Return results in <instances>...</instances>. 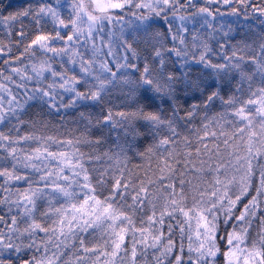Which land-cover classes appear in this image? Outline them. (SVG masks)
Returning <instances> with one entry per match:
<instances>
[{"label": "snow or ice", "instance_id": "6c2138e0", "mask_svg": "<svg viewBox=\"0 0 264 264\" xmlns=\"http://www.w3.org/2000/svg\"><path fill=\"white\" fill-rule=\"evenodd\" d=\"M238 2L242 5H247L249 0H223L224 5L230 6L232 3ZM57 5L62 7L57 0ZM188 5L195 7L193 0H185V3H180V0H73L71 5L72 11L74 13L72 19L65 23V20L60 18V14L57 10V7H53L52 4L41 3L40 6L33 11L31 5L22 10H17L13 13H10L9 16L4 17L5 21L12 20L15 21L20 17L32 16L33 20L37 25L46 17H51L54 22H58L59 25L63 26L65 29L69 27L72 28L71 34L66 37V47L55 49L48 46V42L53 39H63L60 32L57 31L56 37L53 38L51 35L38 34L34 39L31 40V43L26 46L25 50H28L32 46L39 45L40 48H46L48 51L54 53H66L70 51L68 47L73 42L80 43L81 41L84 44H87L88 41H92L93 49V58L90 60L83 59V54L79 52H74L73 55L69 56V62L76 64V57L79 56V65L80 72L84 75L78 78L76 75L70 76L65 79V73L67 71H72V69H66L65 73H58L52 69L51 65L42 66L37 68L33 65V71L36 73L37 77L43 76V73L46 70L50 71L54 78L59 77L63 83L49 84L47 88H36L33 90V94L28 97V100H39L41 103L46 102L45 98L49 102V108L56 107L55 104V92L56 88L59 87L66 92L72 93V99L69 100L67 104H61L62 108H69L76 105L79 101H100L103 94L107 91L108 86L113 85L119 81L125 85H129V95L133 98L135 102L139 98H143L149 104L153 102L157 96L160 97L161 101L164 97L173 98V107H172V116L168 119H164L160 109L156 111H144V108L147 106L141 104L136 110L130 112H118L115 115L121 118L120 121L113 119V113L111 110L103 116L102 121H97L98 124H102L104 127L111 125V128H123V135L125 138H131L127 140L128 148L132 147V142L141 135H146L142 133L137 124L140 121H144L148 125L147 134H152L154 137L159 136V130L161 128H167L171 133L169 136H163L160 138L156 144L150 145L146 151L149 153L153 152L154 148H162L166 145H174L176 143L175 137L179 136L177 131L178 121L184 119V117L176 116V107L174 102V93L175 88L178 82H182L186 90H200L204 89L201 87L202 81L199 78L193 80L189 78L188 73H183V76H179L177 72L172 69H168L169 60L168 57L174 55L179 59L180 67L183 68L188 63L186 59L188 53L182 52L179 48L175 46L177 41L178 34L173 32L172 26L169 22L167 12L171 11L172 17L175 20L180 21L179 29V43L184 44V33L188 31L186 22L192 20L195 22V16L192 15H179L178 13L186 8ZM134 8L132 11V17L134 20L128 22L129 32L128 35H125V28H121L118 36L113 33L111 30L108 31V40L105 41L102 33L105 32L107 25H114L117 23H123V16H114V12L119 10L124 12L128 8ZM253 11L258 12L260 15L264 16V7H253ZM206 13L207 15H213L206 7H201L198 9V14ZM233 15H239L238 9H232ZM163 17V22L169 24L167 33H164L160 30L155 29V25L158 23L156 18ZM87 21V35L85 36L84 29L81 27L82 24ZM205 23L207 21L205 20ZM211 27V25H209ZM171 35V40L173 42V47L166 48L164 47L163 41L167 39V35ZM21 39L25 37V33L21 31L19 33ZM99 35L100 46L98 47L95 43L96 37ZM132 37L130 41L128 36ZM113 39H118L121 43L125 52H132L133 58H136V51L132 47V43H140L143 41L145 44L149 45L154 50L152 51V61L149 63L146 59L144 63L143 70L141 71L137 64L129 63L128 57L123 58V62L113 56ZM198 39L197 35L193 34V41ZM159 45V46H157ZM103 47L108 48V56L113 57L111 63H115L116 71L110 67V61L104 60L99 62L98 67L96 66V54L101 51ZM193 47H202L203 51L200 56L196 58L197 64H204L205 67L213 69L217 74L220 72L227 73H238L240 80L236 85V90L240 91L242 89L243 83L246 80L248 82L249 89H251L252 82L256 76L260 77V84L264 85V43L259 45V49L255 52L254 55L249 57L248 62L254 66V71L252 73H245L244 69L240 62H233V58L236 61H244L243 56H237L236 52L232 53V56H224L223 59L225 63L215 64L207 59L206 53H210L212 49L209 47L208 43L202 42L201 45L193 44ZM223 50L224 45H220ZM247 47V46H245ZM2 51V49H0ZM19 59V57L17 58ZM156 61H159L156 64ZM173 65L175 61H172ZM129 69H135L139 71L138 79H132L128 76L122 75V72H127ZM13 71L19 72L20 69H13ZM27 79H32L28 76ZM89 78L95 83H89ZM234 78V77H233ZM8 79H11L9 77ZM81 80L88 84L89 89H94L91 91H78L76 85H78ZM4 86L0 85V89H3ZM219 89V84L217 85ZM7 90V89H4ZM252 95H256L257 99H249L244 101L241 106L235 109L234 115L238 117L241 121L247 122L245 127L238 128L236 133H233V138L237 134L240 135L241 141L243 142V134L248 130L254 127V122L259 121L260 126V143L256 145L254 143V138L257 137L255 131L248 132V140L246 150L241 154L240 144H230L229 139L224 140L225 150L231 147L233 151L228 155L234 156V160L224 161L221 158V152L219 145L216 146L215 152L212 149H209L208 145H204L205 154L209 156V161L216 158L217 162L213 167L212 163L201 160V167L192 169L188 168L190 163H194L190 160L192 153L190 151L185 152V159L183 161L185 171H196L204 172L205 169L203 165L208 163V169L217 173L215 179L216 185H223V192L221 193L220 189L217 187L212 191L211 196L209 197V206L204 207L206 203L205 196L207 192H199V185H193V201L194 205L191 208L185 207L186 196L184 192L185 183L191 184V180L185 181L180 179V190L177 191L176 185L174 183L163 184V181L166 179H173L175 175V168L180 164L179 160H176L175 164H169L168 161L164 160V167L160 169L161 175L153 180L149 178L146 183L142 182L139 186V190L135 191V194L132 195L131 199L133 203L128 207L135 209L136 207H141L144 204V201L147 200L149 204L153 206V215L148 217L149 228L136 229L133 225L132 217L128 215L122 207L116 206V197L124 199L130 187H133L129 182H124L122 178H116L115 183L112 186V189L108 196L103 199L99 198L97 193V188L91 184L89 176L87 175V169L84 168L83 163V154L79 152L78 149H74L73 152H60L55 153L48 150V147L36 148L32 151L31 154H25L22 158L18 156V153L21 152V149L12 147L8 149V157L12 160V168L9 169L0 165V177H4L5 183L11 181H21L27 180L28 187L23 191L19 189L15 192H11L10 189H5L6 195L3 198H0V204H9V213L12 211V206L18 210V216H11V222L7 223L4 216H0V223H5L7 231L0 229V255L7 253L13 259H19V255L24 249L36 248V251H40V244L37 243L35 237L37 232H43L47 237L46 240L41 241L44 245L43 255L37 259L36 256H31L28 259L21 260V264H62V254H61V245L67 247L69 244V237H76L78 231L87 232L89 228H99L103 225L108 224V229H105V233L108 236V239L104 241V246H110L111 252L101 251L100 255L96 257L95 264H101L103 257H108L104 264H115V259L118 257V254L121 251H124L127 254V249L125 247L126 236L129 231L133 234V242L131 247V264H137V258L139 255H144L148 249H152L154 254L152 259L155 261V264H168V261L171 257H175L171 261V264H217L221 249L217 243V240H223L224 237H220L218 233L217 226V215L216 211L219 208L221 211H226L225 215V224L230 222V217L232 216V210L236 206L237 202L241 200V197L246 196V194H251L249 188L252 185L253 178L255 175L256 167L259 162L260 157H264V86L258 87ZM219 96V90H213L207 96L204 101L207 105L214 98ZM3 98L0 97V121H5L9 118V115L15 116L16 111L12 107L15 101L13 96L9 100V107L5 109L2 103ZM237 97L231 96L228 100L223 101L224 104L229 105L235 103ZM27 103V101H25ZM257 106L255 113H253L249 106ZM23 107V105H18ZM192 111L186 113L187 117H192L195 110L197 109L196 104H192ZM81 117L84 116V113H80ZM223 115V114H221ZM18 118V117H17ZM121 121L126 122L122 123ZM91 121L89 120V123ZM207 128V125L204 126ZM111 131V129H109ZM209 135L216 137L217 133L212 132L208 133L205 131L203 137H199V140L203 141L208 138ZM220 136H226L227 134L221 132ZM21 140H40V137L33 136H24L20 137ZM51 140L52 138H48ZM185 145H187V137L183 138ZM0 141H7L9 143H17L18 141H13L10 136L5 135L3 132H0ZM99 144L101 141L97 139L95 141ZM69 145H72V141L66 142ZM4 144L0 143V148H3ZM196 154L199 156L201 150L196 149ZM107 155V153H105ZM144 155V153H140ZM167 156L169 159L173 158L174 151L168 152ZM163 159V157H162ZM49 160H59L62 167L56 170V179H52L53 170L47 167V164L42 168L40 162L49 161ZM257 163L254 164L253 161ZM0 161L7 163V158L0 157ZM73 161H75L73 163ZM23 163L25 169H32L36 173H43L39 177V181L43 182V187H32L33 181L24 175H17V165ZM75 169L79 168L80 171L84 172V181L80 191L84 194L83 201H77L76 203H71L70 207L72 210L71 219H68V209L63 205L59 208H52L49 206L48 212L43 215L55 214L59 216L58 221H54V225L58 227L45 228L40 223H37L34 218V211L37 208V202L45 197L49 198V205H51L52 200L57 196H62L66 201L77 200V193L71 190L72 185L69 183L67 187L61 183L62 180L67 183L69 177L62 173L64 169ZM234 168L237 172H243V175L239 178V193L235 196V199L231 198L229 186L237 183L236 177L233 176L232 179L227 180L225 183L219 178V173L221 171H227L228 168ZM167 172L168 175H164ZM123 170H121V174ZM185 172H181L180 175L183 176ZM80 172H74V176H79ZM104 174H101V179L98 181V184L104 183ZM78 184V181H74ZM160 183L161 189L166 192L167 189H171V193L164 195V204L163 209L159 213V218H156L155 207L156 205L152 200V193L149 191V186ZM86 190V191H85ZM200 196V200L196 201V195ZM11 196H15L16 199H10ZM264 196V166H260L259 172V185L256 187V194L251 196V200L244 205V210L240 213L239 216L235 217V220L239 224L247 222V227H240L239 230L236 229V225H233V230L227 233V248L223 251L222 255L224 258V264H264V217H261L260 223L261 228L258 233V238L253 240L251 247L247 245L248 236L251 228V220L249 217L257 216V209L260 207L258 198ZM227 200L228 207L224 208L223 201ZM211 201H215L214 203ZM182 214L186 218L188 224V254L185 257L184 255V232L185 228L183 224H180V245L179 252H176V242L171 238L172 225L168 226V236H165V233L159 229L153 231V224H164L165 217H175L176 213ZM211 216V219H209ZM83 219V223H80V220ZM196 219V232L195 240L191 235L192 226L191 220ZM21 222L25 223V227L21 228ZM65 222H67V228H65ZM111 222V223H109ZM119 222V224L117 223ZM127 226H119L125 225ZM179 223V222H178ZM136 232H139V239H136ZM26 237H32L28 244L23 243V239ZM20 241V243H17ZM81 247L85 253H95L99 250L100 246H93L92 248L84 247V241L81 240ZM52 244L55 251L49 255L48 245ZM84 257H77L74 264H78L79 261H82ZM0 264H12V260L5 261L3 258H0ZM63 264H69L68 261H64Z\"/></svg>", "mask_w": 264, "mask_h": 264}, {"label": "rangeland", "instance_id": "374dc122", "mask_svg": "<svg viewBox=\"0 0 264 264\" xmlns=\"http://www.w3.org/2000/svg\"><path fill=\"white\" fill-rule=\"evenodd\" d=\"M79 2V0H76ZM87 2V0H86ZM41 3L52 4L53 7H57V10L60 14V18L65 20V23H68L74 13L72 11L71 5L73 0H59V4L62 7L57 5V2L51 3L40 0H25L22 3H13L6 8V11L0 13V55L12 52L18 49H25L27 45L31 43V40L35 38L38 34L51 35L53 38L56 37L57 31L60 32L63 39H53L48 42V46L55 49L65 48L66 37L71 34L72 28L69 25L67 29L59 25L58 22H54L51 17L44 18L39 25L33 20L32 16L20 17L15 21L8 20L5 21L3 18L9 16L10 13H13L17 10H22L23 8L32 6L33 11H35ZM238 2H235L237 5ZM240 4V3H239ZM251 4V3H249ZM244 6V5H239ZM250 6V5H246ZM246 6H244L246 8ZM253 7H263L261 4L252 3L251 8H246L247 12L239 10V15H230L229 13H220L210 16L206 21L207 23L197 29L196 41L192 39H187L185 41L187 48L191 53L198 58L203 51L202 47H193V44L201 45L202 42L208 43L209 47L212 49L210 53H206V57L212 63L222 64L225 63L224 56H232V53L235 51L237 56H243L244 61H236L233 58V62H240L245 73H252L254 71V66L248 62L249 57L255 54L259 49V45L264 43V16L260 15L258 12L253 11ZM253 14V15H252ZM127 21V20H126ZM211 25V27H209ZM84 29L85 36L87 35V21L81 25ZM129 25H124L125 35H128ZM155 29L160 30L165 33L162 27L155 25ZM122 28V27H121ZM120 28V30H121ZM220 31L225 34L226 45L223 48V52L217 53L209 44L210 30ZM23 31L25 37L21 39L19 33ZM120 32V31H119ZM118 32V34H119ZM104 40H108V30L106 28L105 32L102 33ZM129 40H132V37L128 36ZM92 41H88L87 44H84L83 41L80 43L73 42L68 47L70 51L66 53H54L48 51L46 48H40L37 45L38 49L46 54L51 60H54L58 65V69L55 70L58 73H65L66 69H72V71H67L65 73V79L70 76L76 75L78 78L82 77L84 74L80 72L79 60L80 57L77 56L76 64L69 62V56L73 55L74 52H79L83 54V59L90 60L93 58V49ZM96 45L100 46L99 35L95 39ZM164 47L170 48L169 41L165 39L163 41ZM112 51L113 54L119 52L118 43L113 39L112 41ZM159 46V45H157ZM247 46V47H245ZM132 47L136 51V58H133L132 52H122L121 56L115 57L123 62L125 56L128 57L129 63L137 64L138 68L142 71L146 59L149 63L152 61V51L154 50L149 45L145 44L143 41L140 43L133 42ZM108 48L103 47L99 53L96 54V66L98 67L99 62H101V57L103 54L108 55ZM103 53V54H102ZM124 54V55H123ZM166 59L169 60L168 69H174L179 76H183V73H188L190 79H197L202 81L201 87L204 89L200 90H186L182 82H178L175 88L174 93V102L176 107V116L184 117L178 121L177 131L179 136L175 137L176 143L174 145H166L162 148H154L152 153L146 151L150 145H154L157 141L163 136H169L171 133L167 128H161L159 130V136H153L152 134H147L148 125L144 121H140L137 124V127L142 133L146 135H141L137 137L132 142V147L128 148L127 140L131 139L125 138L123 135V128H111V125L104 127L102 124H98L97 121H102L103 116L107 114L109 110L113 113V119L120 121L121 118L115 115L118 112H130L136 110L141 104L147 105L144 108V111H156L160 109L164 119H168L172 116V107H173V98L164 97L161 101L160 97L157 96L156 99L150 104L145 101L142 97L133 102V98L129 95V85H125L119 81V78L116 83L108 86L107 91L103 94L100 101H97L98 105L96 108H91L89 105L84 104V102L79 101L76 105L69 108H62L60 106L49 108L47 97L45 98L44 103H41L39 100H30L31 102L21 112H17L15 116L10 115L5 121H0V132H3L5 135L10 136L13 141H18L17 143H9L7 141H0L4 144V147L1 148L2 151L8 155V149L15 147L21 149V152L25 151L24 141L19 139L24 136H33L40 137V140L33 139L36 143L44 144H54L59 147H68L72 150L78 149L80 153L83 154L82 162L86 164L87 173H89L91 184L97 188V193L101 197H106L109 195L113 184L115 183L116 178H122L124 182H129L133 187H130L128 194L124 199L116 197V206L122 207L123 210L132 217L133 225L136 229L149 228L148 217L153 215V206L149 204L147 200L144 201V204L141 207H136L135 209L128 207L133 203L131 197L135 194V191L139 190V186L142 182L146 183L149 178L156 180L158 176L161 175L160 169L164 167V160L166 159L169 164H175L176 160L180 161V164L175 168V175L173 179H166L163 181V184L174 183L176 185L177 191L180 190V179L185 181L191 180V184L185 183L184 192L186 196L185 207L191 208L194 205L193 201V185H199V192H207L205 196L206 203L204 207L209 206V197L211 196L212 191L215 188H219L221 193L223 192V185H216L215 179L217 173L210 171L208 169V163H212L213 167L217 162L216 158L213 157L209 161V156L205 154L204 145L207 144L209 149H212L213 152L216 150V146L219 145L221 152V158L224 161L234 160V156H229L228 154L233 151L231 147L225 150L224 140L229 139L230 144H240L241 154L246 150L248 132L255 131L257 137L254 138V143L259 145L260 143V126L259 121L254 122V127L248 129L243 134V142L239 134L233 138V133H236V130L241 127H245L247 122L241 123L240 119L234 115L235 109L239 108L244 101L249 99L256 100L257 96L252 95V93L261 86L260 77L256 76L252 82L251 89H249L248 82L245 80L240 91L236 90V85L240 80L239 74L232 72H220L219 74L215 73L213 69L205 67L204 64H201L199 67L189 66L179 68L172 63V57L166 55ZM113 58L110 59V64L115 68V63H111ZM103 61V58H102ZM159 61H156L158 64ZM49 61H44L42 66L49 65ZM132 70V71H131ZM129 69L127 72H122V75L128 76L132 79H138L139 71L135 69ZM33 74L31 81L38 82L42 81L46 76V70L43 73V76L37 77L36 73L33 71V68L30 69ZM116 71V70H115ZM51 73V72H50ZM52 75V74H51ZM24 80L28 81L27 75L20 74ZM31 77V76H30ZM234 77V78H233ZM63 83L59 77L54 78L52 76L50 84L59 85ZM89 83H95L89 78ZM219 84V89L217 85ZM78 91H91L94 89H89L88 84L83 80L76 85ZM64 95L63 104H67L69 100L72 99L73 94L64 91L63 89L57 87L56 90ZM213 90H219V96L210 101L205 105L204 101L207 96ZM4 94H0V97L3 98ZM235 96L237 100L233 104L226 105L223 101L229 99V97ZM9 100H2L3 107L7 109L9 107ZM196 104L198 107L194 112L192 117H187L186 113L192 111L191 105ZM258 106V105H257ZM257 106H249L251 111L255 113ZM13 107V105H12ZM48 107V110L46 109ZM14 108V107H13ZM84 113V116L81 117L80 113ZM223 114V115H221ZM18 117V118H17ZM89 120L91 121L89 123ZM125 123L124 121H121ZM207 125V128L204 126ZM111 129V131L109 130ZM205 131L208 133L215 132L217 133L216 137L209 135L208 138L203 141L199 140V137H203ZM221 132L226 133V136H220ZM52 138L49 140L48 138ZM187 137V145H185L183 138ZM100 139V143L97 144L95 141ZM72 141V145L67 144V141ZM201 150V154L198 156L196 154V149ZM49 151H54V149H49ZM174 151L173 158L169 159L167 156L168 152ZM190 151L192 156L190 160L194 163L188 165L189 169L201 167V160L206 161L203 165L204 172L196 171H185L183 161L185 159L184 153ZM19 152L18 155L21 153ZM107 153V155H105ZM144 153V155H140ZM163 157V159H162ZM10 158V157H9ZM262 159L261 166H264V157ZM255 160L253 161V163ZM0 165L7 167L9 169L10 165L8 163H3L0 161ZM54 164H51L50 167H53ZM49 167V168H50ZM260 168V167H259ZM121 170L123 173L121 174ZM181 172H185L183 176L180 175ZM101 174H104V183L98 184V181L101 179ZM164 175H168L167 172ZM243 175V172H237L234 168H228L227 171H221L219 173V178L225 183L227 180L232 179L233 176L236 177L237 183L229 186L230 195L232 199H235V196L239 193V178ZM256 174L254 175V177ZM257 186L259 185V177L256 182ZM252 182V183H253ZM22 186L27 184V181L21 183ZM251 187V186H250ZM149 191L152 193L153 203L156 205L155 212L159 214L163 209L164 204V195L171 193V189H167L164 192L161 189L160 183H155L149 186ZM250 191V188H249ZM242 198V197H241ZM200 200V196L196 195V201ZM227 202V200H225ZM215 202V201H211ZM63 205L68 209V219H71L72 210L70 207L65 205L59 198L52 200L51 205H49V198L45 197L37 202V208L34 211V218L37 223H40L45 228L58 227L54 225V221L59 220V216L55 214L43 215L48 212L49 206L52 208H59ZM228 205V204H227ZM83 220V219H82ZM80 223H83L80 222ZM111 223V222H109ZM119 224V222H117ZM192 224V236L195 240L196 232V219L191 220ZM25 223L21 222L20 227H25ZM119 226H127L125 225ZM65 228H67V222H65ZM105 229H108V224L103 225V227H93L89 228L87 232L78 231L77 233L82 234V240L84 241V247L92 248L93 246L99 245L100 248L94 253V260L100 255L101 251L111 252V247L104 246V241L108 239ZM153 231L155 227L152 225ZM230 231H232L230 229ZM138 233V232H136ZM132 232L129 231L126 239H131ZM252 242L247 241V245L251 247ZM129 253V250H127ZM124 251H121L118 256H123ZM108 257H103L101 264H104ZM117 259V258H116ZM115 259V260H116ZM131 261V258H130Z\"/></svg>", "mask_w": 264, "mask_h": 264}, {"label": "trees", "instance_id": "16d2710c", "mask_svg": "<svg viewBox=\"0 0 264 264\" xmlns=\"http://www.w3.org/2000/svg\"><path fill=\"white\" fill-rule=\"evenodd\" d=\"M23 0H0V13H3L6 11V8H8V6L10 4L13 3H20ZM43 1H48L51 3L57 2V0H43ZM137 2H139V0H137ZM193 2L195 3V7H192L191 5H188L186 8H184L183 10H181L178 14L179 15H192L195 16V22L192 20H189L186 22V27L188 29V31L186 33H184V44H180L179 43V29H180V21L179 20H175L172 17V13L171 11L167 12L166 15L168 16L169 22L172 26L173 32H176L178 34V38L177 41L175 42V46L177 48H179L182 52H187L188 55L186 57V59L188 60V63L185 65V67L188 66H198L201 64H197L196 63V57L191 53V51L187 48L185 41L188 39L193 38V34L195 33L197 35L198 31L197 29L199 27H201L204 24V21L207 20L210 16L207 15L206 13L203 14H198V9L201 7H206L209 9L210 12L213 13V15L216 14H220V13H229L228 16L232 15V9L236 8L239 10H242L243 12H247L246 8H251L252 3H257V4H261L264 7V0H249V3L251 4H247L250 6H246V8L244 6H239L241 4H237L235 5V2L232 3L230 6L228 5H224L223 4V0H193ZM180 3H185V0H180ZM134 10V8H128L126 9L124 12H121L119 10H116L114 12V16H123L124 17V21L123 23H117L114 25H107V30H111L113 33H115L118 36V32L120 31V28L123 27L124 25H128V22L130 20H134V17H132V11ZM253 15V14H252ZM212 16V15H211ZM158 20L157 25H160L165 32L167 33V29L169 27V24H165L163 22V17L160 18H156ZM127 20V21H126ZM210 35L209 36V44L210 46L217 51L218 53H220V51L222 50L220 45H225V41L223 40L224 36L222 34V32L220 31H213L212 29L209 31ZM169 44H170V48L173 47V42L171 40V35L168 34L167 35ZM115 41L118 43V47H119V52L114 53L113 56L114 57H119L121 56V53L124 51L123 47L121 46V43L119 42L118 39H115ZM26 49V48H25ZM25 49H18L6 54H1L0 55V85H3L4 88L0 89V94L3 93H9L11 94H4L3 98L4 99H11L13 96L15 97V101L13 103V107L17 112H21L23 111L31 102L30 100H28V97L30 95L33 94V90L36 88H47L48 85L50 84V80L52 78V75L50 73V71L46 70V76L44 77V79L42 81H38V82H34L31 80H24L23 77L20 76V74H24L27 76H31L33 77L32 72L30 71V69L33 68V65H35L37 68L42 67V63L44 61H49V65H51L53 70H57L58 69V65L56 64V62L54 60H51L46 54L42 53L37 45L32 46L31 48H29L28 50ZM125 52V51H124ZM103 54V53H102ZM124 55V54H123ZM19 57V59H17ZM173 61H175V65L176 67H180V62L179 59L177 57H175L174 55L171 56ZM102 58L103 61L104 60H108L110 61L111 57L108 55L103 54V56L101 57V62H102ZM113 58V57H112ZM44 66V65H43ZM110 67L113 68V70L115 71V68L113 67L112 64H110ZM13 69H20L19 72L13 71ZM9 77H11V79H8ZM7 89V90H4ZM64 95L62 93H60L58 91V89L55 92V104L56 107L60 106L61 104H63V98ZM25 101H27V103H25ZM84 102V104L89 105L91 108H96V105H98L97 101H82ZM18 105H23V107H19ZM4 106V105H3ZM48 110V107L46 108ZM10 116V115H9ZM25 142V151L21 152L18 156H20L21 158L27 153V154H31L32 151L36 148H41V147H48L49 149H54L55 153H60V152H68L71 153L73 152V150L71 148L68 147H59L57 145L54 144H44V143H36V141L33 140H28V141H24ZM54 152V151H51ZM0 157H5L7 158V163L10 165V167L12 168V160L11 158L8 157V155H6L1 149H0ZM75 161H73L74 163ZM82 162V161H81ZM83 163V162H82ZM257 162L255 161L254 164H256ZM45 164H47V167L49 168L51 166V164H54L53 167H50L49 169L53 170V176L52 179H56V170L59 169L60 167H62L61 163L59 160H49V161H44V162H40V166L43 168L45 166ZM262 164V159L259 158V162L258 165L256 167V171L255 174L256 176L254 177V181L256 182L257 178L259 177V172H260V166ZM84 168L86 169V164L83 163ZM74 172H80L79 176H74ZM17 175H24L29 177L32 181V187H43V182L39 181V177L40 175H42L43 173H36L34 170L32 169H25L23 167V163L17 165V171H16ZM68 176L69 177V181L67 183H65L62 178H61V183L64 184L65 187H67V185L70 183L72 185L71 190L75 191L77 193V200H73V201H66L62 196H57V198H59L65 205H67L68 207H70L71 203H76L77 201H83L84 199V194L80 191V187L83 186V184L85 183L84 181V175L85 173L80 171L79 168H75V169H68L65 167L64 172L62 173V176ZM87 175L89 176V173H87ZM5 179L4 177H0V198H3L6 195L5 189H10L11 192H15L16 190H20L23 191L25 188H27L28 182L27 184H25V186H22L21 183H24L27 180H21V181H11L9 183H5ZM74 181H78V184L75 183ZM256 187H257V183H252L251 187H250V195L246 194V196L242 197L240 201L237 202L236 206L233 208L232 210V216L230 217V222L225 224V215H226V211H221L219 210V208L216 211V215H217V230L219 233L220 237H224L223 240L218 239L217 243L221 249V252L219 255V259L217 260V264H224V258H223V251L226 250L227 248V233L231 230H233V225H236V229L239 230L240 227H247L248 224L247 222L243 223V224H239L236 222L235 217L239 216L240 213L244 210V205L247 204L249 202V200H251V196L256 194ZM86 191V190H85ZM10 199H16L15 196H11ZM258 202L260 204V207L256 210L257 211V216L256 217H249V219L251 220V228H250V233L248 236V242H253V240L258 238V233L260 232V228H261V223H260V219L261 217H264V196L259 197L258 198ZM224 204V208L227 209L228 205L226 201H223ZM71 208V207H70ZM9 209V204L5 203V204H0V216H4L5 221L7 223L11 222V216H18L19 212L18 210L15 208V206H12V211L9 213L8 211ZM156 218H159V214H156ZM209 219H211V216H209ZM83 220L81 219L80 222H82ZM179 222V223H178ZM180 224L184 225L185 228V232H184V238H183V244H184V255L185 257L188 254V224L186 222V218L180 214L179 212L175 214V217H165L164 219V224L161 226L160 224L156 223L153 224V226L155 227V230L159 229L161 231H163L165 233V236H168V226L172 225V233H171V238L176 242V252H179V245L181 242L180 239ZM192 226V224H191ZM0 229H4L5 231H7L6 225L5 223H0ZM191 235H192V231H191ZM139 232L136 233V239H139ZM33 239L32 237H26L23 239V243L24 244H28L30 242V240ZM37 243L40 244V251L37 252L36 248L33 247L32 249H24V251L21 254H17L19 255V259H13L12 257H10L7 253H3L2 255H0V258H3L5 261L8 260H12V264H21V260L23 259H28L31 256H36L37 259H39L42 255H43V251H44V245L42 243H40L43 240H46L47 237L45 236V234L43 232H37L36 237H35ZM132 240L126 239L125 242V247L127 250H129V253L127 252V254L124 252L123 256H118L117 259L115 260V264H131L130 258H131V247H132V242H133V234L131 236ZM81 240H82V234L81 233H77L76 237H69V244L67 247L61 245V254H62V264L64 261H68L69 264H74V262H76V258L77 257H84V259L82 261H79L78 264H95V260L93 258L94 253H85L83 251V248L81 247ZM17 243H20V241H17ZM49 247V255L52 254L53 251H55V249L53 248L52 244L48 245ZM156 254L154 253V251L152 249H148L147 253H146V257L144 255H139L137 258V264H155V261L152 259L153 255ZM175 257H171L170 260L168 261V264H171V261L174 260Z\"/></svg>", "mask_w": 264, "mask_h": 264}]
</instances>
